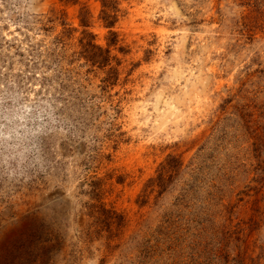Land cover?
Here are the masks:
<instances>
[{
	"label": "rangeland",
	"instance_id": "374dc122",
	"mask_svg": "<svg viewBox=\"0 0 264 264\" xmlns=\"http://www.w3.org/2000/svg\"><path fill=\"white\" fill-rule=\"evenodd\" d=\"M112 1L0 0V264H264V0Z\"/></svg>",
	"mask_w": 264,
	"mask_h": 264
},
{
	"label": "trees",
	"instance_id": "16d2710c",
	"mask_svg": "<svg viewBox=\"0 0 264 264\" xmlns=\"http://www.w3.org/2000/svg\"><path fill=\"white\" fill-rule=\"evenodd\" d=\"M113 2L112 0H103L102 2V5H103V13H104V20H105V23L108 25V26H111L113 24V20H110V19H113V16H111L110 14H108L105 10L106 8L109 9L110 8V3ZM111 9V8H110ZM81 23L83 25H86V20H85V17L83 14H81ZM107 61V60H106ZM106 61L104 60V62H102V66H105L106 65ZM108 80V79H107ZM153 182V181H152ZM157 185H159V187H163L165 181H164V178H163V174L161 173L158 177H157Z\"/></svg>",
	"mask_w": 264,
	"mask_h": 264
}]
</instances>
